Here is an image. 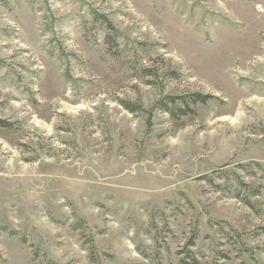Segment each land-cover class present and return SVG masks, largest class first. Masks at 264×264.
<instances>
[{
  "label": "rangeland",
  "instance_id": "rangeland-1",
  "mask_svg": "<svg viewBox=\"0 0 264 264\" xmlns=\"http://www.w3.org/2000/svg\"><path fill=\"white\" fill-rule=\"evenodd\" d=\"M0 120V264H264V0H0Z\"/></svg>",
  "mask_w": 264,
  "mask_h": 264
},
{
  "label": "trees",
  "instance_id": "trees-1",
  "mask_svg": "<svg viewBox=\"0 0 264 264\" xmlns=\"http://www.w3.org/2000/svg\"><path fill=\"white\" fill-rule=\"evenodd\" d=\"M105 21L109 23L107 20ZM109 26L112 27L110 23H109ZM211 99H212L211 96H206L202 94H192L189 96L175 97V98L172 97L164 101H161L158 104V107H160L161 110L169 113L175 119L176 118L179 119L181 117L195 115L196 113L195 108L198 105H206ZM170 105L173 108H169ZM126 108L130 110L131 112H134V113L137 112V110L132 108L130 105H126ZM150 117H152V115ZM10 127L11 125L9 123L0 120V128H10ZM193 245H194V242H191L190 246H193ZM182 264H200V262L194 258V256L189 250L187 253L186 259L182 260Z\"/></svg>",
  "mask_w": 264,
  "mask_h": 264
}]
</instances>
